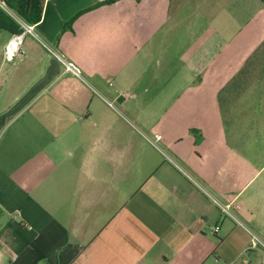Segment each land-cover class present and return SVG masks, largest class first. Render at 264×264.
<instances>
[{"label":"crops","instance_id":"crops-1","mask_svg":"<svg viewBox=\"0 0 264 264\" xmlns=\"http://www.w3.org/2000/svg\"><path fill=\"white\" fill-rule=\"evenodd\" d=\"M42 1L81 77L0 16V264H264L149 141L264 241V0Z\"/></svg>","mask_w":264,"mask_h":264},{"label":"built area","instance_id":"built-area-1","mask_svg":"<svg viewBox=\"0 0 264 264\" xmlns=\"http://www.w3.org/2000/svg\"><path fill=\"white\" fill-rule=\"evenodd\" d=\"M0 9L7 13L20 27V32L14 33L8 44L6 45L4 56L9 62H13L17 58H23L25 51L23 49V42L26 35H32L37 41L48 51V53L55 58L63 66L65 72L71 73L75 76L81 77L80 68L72 61L64 58L59 52L49 43L43 40L35 31V26L26 22L17 12L10 8L3 0H0ZM113 106V103H110ZM149 141L165 156L178 171H180L192 184L201 190L207 197H209L221 210L223 215L230 218L237 225L243 227L248 231L251 237L250 248H261L264 250V241L239 218L232 206L226 205L217 200L189 171H187L180 163L166 153L160 145L161 136L149 138ZM215 233L219 231V227L214 229Z\"/></svg>","mask_w":264,"mask_h":264},{"label":"trees","instance_id":"trees-1","mask_svg":"<svg viewBox=\"0 0 264 264\" xmlns=\"http://www.w3.org/2000/svg\"><path fill=\"white\" fill-rule=\"evenodd\" d=\"M10 8L18 13L26 22L34 24L40 21L43 10V1L42 0H3ZM116 0H106L103 3H110ZM6 15L12 21V27H15L13 30L14 33L20 32L19 25L3 10L0 9V16ZM0 26H3L0 23ZM4 27V26H3ZM11 27V28H12Z\"/></svg>","mask_w":264,"mask_h":264},{"label":"rangeland","instance_id":"rangeland-1","mask_svg":"<svg viewBox=\"0 0 264 264\" xmlns=\"http://www.w3.org/2000/svg\"><path fill=\"white\" fill-rule=\"evenodd\" d=\"M248 227V226H247ZM250 228V227H249Z\"/></svg>","mask_w":264,"mask_h":264}]
</instances>
